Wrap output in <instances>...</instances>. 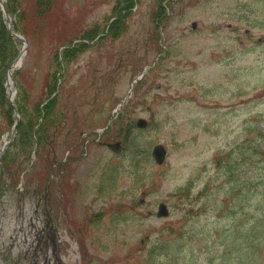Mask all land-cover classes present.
I'll return each instance as SVG.
<instances>
[{
    "label": "rangeland",
    "instance_id": "rangeland-1",
    "mask_svg": "<svg viewBox=\"0 0 264 264\" xmlns=\"http://www.w3.org/2000/svg\"><path fill=\"white\" fill-rule=\"evenodd\" d=\"M45 1L52 3L51 11L37 20L31 15L34 0H4L10 12L26 11L13 26L26 38L22 64L13 79L16 102L28 112L19 113L12 136L14 116L5 117L0 108V146L1 136L11 138L0 183L15 187L7 177L11 176L17 185L39 183L43 188L45 170H54L48 193L64 228L63 263L264 264V232L236 241L253 245L241 260L243 246L221 257L225 245L220 233L226 236L231 226L241 224L246 205L239 191L223 200L231 175L224 159L216 158L237 143L251 146L258 140L255 131L264 130V39L255 41L264 36V0H162L172 18L161 41L176 55L169 51L134 87L122 119L147 120L141 144L165 145L167 157L160 165L147 162L135 135L117 130V122L99 138L93 127L98 121L106 123L131 79L158 54L152 11L161 0H139L126 17V29L102 39L95 38L107 32L115 0ZM1 18L0 13V22ZM94 31L85 50L64 63L59 89L67 101L53 107L55 124L47 136L54 146L31 140L40 116L30 110L33 105L43 109L44 101L52 97L46 82L57 67L54 53ZM16 43L17 54L21 41ZM96 73H108L104 81L111 80L100 97L108 109L105 115L100 105L92 104L93 92L104 83L87 82ZM71 124L77 127L75 135L69 132ZM248 128L255 131L249 133ZM109 140L119 141L120 149L107 147L104 141ZM247 163L250 171L235 179H257L255 162ZM253 194L244 197L249 201ZM6 195L11 197L9 189ZM160 201L168 206L166 217L155 215ZM245 215L246 220L252 218V213Z\"/></svg>",
    "mask_w": 264,
    "mask_h": 264
},
{
    "label": "trees",
    "instance_id": "trees-1",
    "mask_svg": "<svg viewBox=\"0 0 264 264\" xmlns=\"http://www.w3.org/2000/svg\"><path fill=\"white\" fill-rule=\"evenodd\" d=\"M138 0H117L114 7V19L109 25V34L113 37H116L119 33H122L125 29L124 19L130 15L132 7L137 3ZM33 10H31L34 16L38 19H42L44 13H49L51 11L50 7L52 3L50 1L45 0H34L32 3ZM53 9V8H52ZM159 8L154 11V16L156 17ZM22 15L25 14V10H21ZM155 30L157 31L156 24ZM12 39L9 36L6 28L0 22V108L5 115L8 117L10 114V109L6 106V99L4 96V89H3V81L5 76L6 67L11 60V46ZM10 45V46H9ZM46 108L53 107V101H50L46 106ZM36 116H40L42 109H39L36 106ZM53 112L50 109H47L45 115L41 116V123L39 124V129L42 130L44 126L49 125V122L53 119L52 117ZM260 139V135H258ZM260 141V140H259ZM259 144L257 147H259ZM257 149H255L253 153V160L250 158L240 160L237 157L234 159H230V156L227 157L225 162V167L227 172L231 175V178L228 180V188L227 193L225 192L223 200L228 199L229 197L233 196L232 191H239L242 202L246 205V209L243 211V216L240 220L241 224H234L232 227L228 229V234L223 236V233H220L222 243L225 245V249L231 248L232 242L236 241L237 239H241L242 237H249V240L253 237V232H264V174L259 176V178L255 179L249 177L248 179H235V175L241 172L248 173L249 165H247L249 161L252 163L255 162L257 168H262L261 163L264 161V149H260L257 153ZM260 154L258 160H256V155ZM236 163V164H235ZM254 191V194L251 196L250 200L248 201L247 198L244 197L245 194H249ZM252 213V218H248L246 220V213ZM247 221V222H245ZM229 231H232L229 234ZM204 235V232H201ZM248 240V241H249ZM223 248L221 257L222 259L225 258L226 255H229L228 252ZM245 250L241 251V254L244 253ZM190 256H194L191 254ZM209 261H212V258L207 255Z\"/></svg>",
    "mask_w": 264,
    "mask_h": 264
},
{
    "label": "water",
    "instance_id": "water-1",
    "mask_svg": "<svg viewBox=\"0 0 264 264\" xmlns=\"http://www.w3.org/2000/svg\"><path fill=\"white\" fill-rule=\"evenodd\" d=\"M0 4H1V2H0ZM10 32H11L12 35H16L17 37H19L18 34L13 33L11 30H10ZM259 39H260V38H259ZM22 53H23V50H22V48H21L20 51H19V54L17 55V60H19V62H20V58H21V56H22ZM12 66H13V63H11V64L9 65V68H8V70H7L8 78L10 77V73H11ZM9 100L11 101L12 106H13V108H14V113H15V115H17V110H16L15 107H14V103H13V101H12V98L9 97ZM157 147H161V146L157 145V146L154 148V154H155V155H159V153L157 152V151H158V150H157ZM159 156H160V155H159ZM159 156H156V158H157L158 161H159ZM157 214H158V215H166V214H167V209H166L165 204H163V203H160V204H159V211H158Z\"/></svg>",
    "mask_w": 264,
    "mask_h": 264
}]
</instances>
